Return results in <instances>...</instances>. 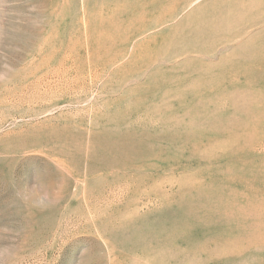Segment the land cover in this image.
Returning a JSON list of instances; mask_svg holds the SVG:
<instances>
[{
  "label": "rangeland",
  "instance_id": "obj_1",
  "mask_svg": "<svg viewBox=\"0 0 264 264\" xmlns=\"http://www.w3.org/2000/svg\"><path fill=\"white\" fill-rule=\"evenodd\" d=\"M0 264H264V0H0Z\"/></svg>",
  "mask_w": 264,
  "mask_h": 264
},
{
  "label": "bare ground",
  "instance_id": "obj_2",
  "mask_svg": "<svg viewBox=\"0 0 264 264\" xmlns=\"http://www.w3.org/2000/svg\"><path fill=\"white\" fill-rule=\"evenodd\" d=\"M68 61V60H67ZM48 78V77H47Z\"/></svg>",
  "mask_w": 264,
  "mask_h": 264
}]
</instances>
